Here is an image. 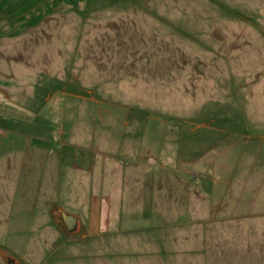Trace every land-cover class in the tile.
<instances>
[{
	"label": "rangeland",
	"instance_id": "374dc122",
	"mask_svg": "<svg viewBox=\"0 0 264 264\" xmlns=\"http://www.w3.org/2000/svg\"><path fill=\"white\" fill-rule=\"evenodd\" d=\"M12 26L4 64L46 65L48 109L0 138L48 148L24 202L0 187V264H264L262 2L0 0Z\"/></svg>",
	"mask_w": 264,
	"mask_h": 264
},
{
	"label": "crops",
	"instance_id": "0c3cea01",
	"mask_svg": "<svg viewBox=\"0 0 264 264\" xmlns=\"http://www.w3.org/2000/svg\"><path fill=\"white\" fill-rule=\"evenodd\" d=\"M258 3H263L264 0H255ZM100 25V24H99ZM10 26V25H9ZM5 30L1 33L0 36L3 35L4 38H2L3 42L6 39L5 36L7 34H13L11 38H15V35H17L15 31H13V26L7 28H4ZM7 32V33H6ZM27 32V31H21L20 33ZM1 41V38H0ZM1 47V44H0ZM77 52V51H76ZM76 55H79L76 53ZM77 63L82 64L81 58L78 56ZM5 56L0 53V114L13 116V117H19V116H25L26 118L30 119V115L34 112V110H43L48 109V97H45V92H43L45 83H47L48 80V69L45 67L39 68L38 66H29V67H20L18 66L15 68L14 64L12 65H6L5 62ZM58 66L64 67V59L59 60ZM6 65V66H5ZM83 66V65H82ZM5 67V68H4ZM60 67V68H61ZM57 69V68H55ZM13 71V77L9 76V72ZM50 72V71H49ZM88 74V82L91 81L94 83L96 82L97 75L92 70L91 72H87ZM58 77V76H57ZM91 77V78H90ZM105 83L103 81H99L98 84ZM43 92V93H41ZM4 122V121H2ZM1 131V130H0ZM1 134V132H0ZM118 142V141H116ZM110 144V141L108 142ZM26 146L24 145V148L22 149L20 145H17L15 141L9 142L5 139L0 138V187H4L8 185L11 190H14L15 192L20 191L19 194H16V197L19 198V196H23L24 198L18 199L19 202H24L25 198L29 196L30 191H25L29 189L28 187H25V190L22 191V188L19 186L21 185V182H27L31 179H33L34 171L32 170L31 166L29 165L30 162H33L36 164V160L40 159V153L44 154V149L46 150L48 147L43 145L41 141L37 142L35 145L25 142ZM13 147V151L8 150L7 148ZM19 147V148H18ZM43 148V149H42ZM108 146H102L99 150H94L93 154L96 156L99 154L100 156H103L102 158L107 161L110 155L108 154ZM102 150V151H101ZM36 153L38 154V158L36 157ZM133 155V154H130ZM48 155L46 154L44 156V167L41 168L44 171L47 169V161L46 157ZM88 157L89 154H88ZM130 157V156H129ZM97 162V160H96ZM138 161L132 160L131 163H136ZM12 164L10 166L9 164ZM99 163V161H98ZM87 167L86 161L83 164V169ZM106 168L112 170L110 166H103V170L105 171ZM94 169V168H93ZM95 170L89 171L90 173H94ZM99 171V170H98ZM26 177H22L21 174H25ZM14 187V189H12ZM82 189H80L81 191ZM83 191V190H82ZM4 194V191L2 192ZM75 193V192H74ZM19 195V196H18ZM26 204L23 207H34V204L29 201L25 202ZM19 205V203H16ZM88 211L92 212V220H93V226H96L97 229L102 227L103 222L107 221L105 217L103 216L104 211L101 209V207L94 206L93 204L90 205V203L87 204ZM63 212L59 210V219L63 226H65L64 218H63ZM56 215V214H55ZM73 219L74 215H72ZM5 217V216H4ZM12 217L8 216L5 218V220L10 221ZM57 222V225L59 221L55 219ZM76 220V219H75ZM78 227H80L79 220H76V231L78 230Z\"/></svg>",
	"mask_w": 264,
	"mask_h": 264
},
{
	"label": "water",
	"instance_id": "95a60500",
	"mask_svg": "<svg viewBox=\"0 0 264 264\" xmlns=\"http://www.w3.org/2000/svg\"><path fill=\"white\" fill-rule=\"evenodd\" d=\"M65 224L69 230V232H74L76 231V220L71 218V217H66L65 219ZM8 264H16L14 260H9Z\"/></svg>",
	"mask_w": 264,
	"mask_h": 264
},
{
	"label": "flooded vegetation",
	"instance_id": "af4514ba",
	"mask_svg": "<svg viewBox=\"0 0 264 264\" xmlns=\"http://www.w3.org/2000/svg\"><path fill=\"white\" fill-rule=\"evenodd\" d=\"M9 260H11L10 258L9 259H7L6 261H5V263L4 264H8L9 263Z\"/></svg>",
	"mask_w": 264,
	"mask_h": 264
}]
</instances>
